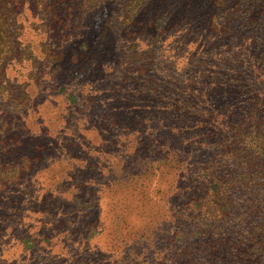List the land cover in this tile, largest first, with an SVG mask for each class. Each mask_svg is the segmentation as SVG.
<instances>
[{
    "label": "rangeland",
    "instance_id": "374dc122",
    "mask_svg": "<svg viewBox=\"0 0 264 264\" xmlns=\"http://www.w3.org/2000/svg\"><path fill=\"white\" fill-rule=\"evenodd\" d=\"M241 1L0 0V264H257L184 224L215 137L158 97L189 77L186 31L210 47L198 31Z\"/></svg>",
    "mask_w": 264,
    "mask_h": 264
},
{
    "label": "trees",
    "instance_id": "16d2710c",
    "mask_svg": "<svg viewBox=\"0 0 264 264\" xmlns=\"http://www.w3.org/2000/svg\"><path fill=\"white\" fill-rule=\"evenodd\" d=\"M206 22L208 27L198 32L209 36V32L216 31L220 45L229 41L230 48L214 61L211 50L218 41L208 47V37H193L187 30L184 51L195 53L182 63L189 77L178 92L158 94L163 98L174 96L176 112L185 121L184 129L187 124H191L188 128L205 125L206 139L215 137L214 148L196 175L199 186L192 204L182 210L183 222L194 226L199 244L211 247L218 257L239 249L234 257L243 263L241 252L250 242L253 253L258 255L255 262L264 264V89L257 90L264 82L260 78L264 74V0H242L221 22L217 16ZM247 45L251 48L247 49ZM260 69L262 73L258 72ZM216 72H222L224 80L216 77L215 82L213 77L204 75ZM223 81L229 108L213 115L207 101L214 88L216 96H220L218 88ZM200 146L194 144L197 151ZM180 235L183 240L184 232L180 231Z\"/></svg>",
    "mask_w": 264,
    "mask_h": 264
}]
</instances>
